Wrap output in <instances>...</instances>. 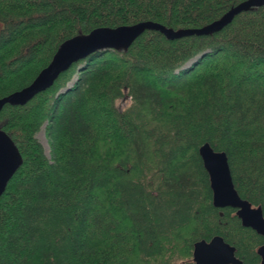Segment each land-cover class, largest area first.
<instances>
[{
    "label": "trees",
    "instance_id": "obj_1",
    "mask_svg": "<svg viewBox=\"0 0 264 264\" xmlns=\"http://www.w3.org/2000/svg\"><path fill=\"white\" fill-rule=\"evenodd\" d=\"M244 1L0 0V99L70 38L143 21L201 28ZM0 127L22 156L0 195V264H196L194 242L217 234L258 264L264 236L214 205L199 147L227 152L264 215V5L209 35L146 30L97 50L7 103Z\"/></svg>",
    "mask_w": 264,
    "mask_h": 264
},
{
    "label": "water",
    "instance_id": "obj_2",
    "mask_svg": "<svg viewBox=\"0 0 264 264\" xmlns=\"http://www.w3.org/2000/svg\"><path fill=\"white\" fill-rule=\"evenodd\" d=\"M261 5H264V0H246L231 8L220 19L201 28L175 30L157 22L143 21L118 28L100 27L87 35L70 38L61 44L51 63L30 85L0 99V112L7 103L26 104L37 94L50 88L62 72L97 50L128 47L146 30H158L171 40L192 35H209L222 30L241 12ZM199 152L210 176L214 205L235 207L243 225L250 226L264 236L262 208L260 205H252L250 200L242 197L237 190L227 152L216 150L208 141L199 147ZM21 162L22 156L13 139L0 127V195L5 191ZM256 252L260 256L258 264H264V242L256 248ZM193 260L196 264H244L243 259L236 254L235 245L219 234L209 240H196Z\"/></svg>",
    "mask_w": 264,
    "mask_h": 264
},
{
    "label": "rangeland",
    "instance_id": "obj_3",
    "mask_svg": "<svg viewBox=\"0 0 264 264\" xmlns=\"http://www.w3.org/2000/svg\"><path fill=\"white\" fill-rule=\"evenodd\" d=\"M73 82H71L70 84H72ZM129 100L128 99L127 101H123L121 102V106H127L128 103H129ZM39 139L42 141V143L44 144L45 146V150L46 152L50 155V144H49V140H48V136L46 134V128H45V125L42 126V128L39 130V132L37 133ZM183 263V261H182Z\"/></svg>",
    "mask_w": 264,
    "mask_h": 264
}]
</instances>
